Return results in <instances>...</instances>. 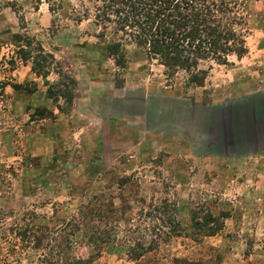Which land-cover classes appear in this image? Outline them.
I'll list each match as a JSON object with an SVG mask.
<instances>
[{
	"label": "rangeland",
	"instance_id": "1",
	"mask_svg": "<svg viewBox=\"0 0 264 264\" xmlns=\"http://www.w3.org/2000/svg\"><path fill=\"white\" fill-rule=\"evenodd\" d=\"M49 1L0 0V264H40L48 253L78 264H173L174 258L264 264V188L202 179L196 154L204 150L193 145L202 141L191 134L201 126L202 105L264 87V0H246L238 11L244 55L228 56L224 65L199 63L205 71L200 86L188 84L181 71L166 77L144 48L119 41V35L107 32L100 39L90 20L72 22L71 2L61 0L56 9ZM13 34L34 38L51 54L46 80L65 74L63 94L47 99L43 80L16 59ZM115 42L120 47L112 56L106 45ZM37 86L46 107L29 101ZM174 99L190 109L182 111L177 140L170 134ZM81 103L88 109L85 119L99 131L98 139H88L90 147L79 145L77 136L66 147L63 124L60 142L31 137L44 134L46 122L66 120L72 105L76 110ZM78 119L71 133L81 125ZM161 201L175 211L158 215L152 207ZM208 212L225 213L214 240L200 231L214 226ZM168 219L176 233L160 222ZM27 222L39 228L37 239L21 243L14 230Z\"/></svg>",
	"mask_w": 264,
	"mask_h": 264
},
{
	"label": "trees",
	"instance_id": "2",
	"mask_svg": "<svg viewBox=\"0 0 264 264\" xmlns=\"http://www.w3.org/2000/svg\"><path fill=\"white\" fill-rule=\"evenodd\" d=\"M65 1L72 3L68 12L72 22L78 24L90 20L98 29L100 39H104L105 34L110 32L113 36L119 35V41H130L144 48L147 58L164 68L166 77L181 71L188 74L187 83L194 86H200L205 77V71L198 69L199 63L211 61L214 64L224 65L227 64L228 56L234 55L240 58L246 52L239 26L242 14L238 12L246 0ZM60 2L61 0H50L48 3L51 7L60 9L62 7ZM12 39L16 59L23 64L29 63L32 74L43 80L47 86V99L52 101L53 97L59 96V93L63 94L61 89H66L65 74L58 72L54 83H48L46 80L51 65L54 64L51 54L45 53L41 45L32 37L13 34ZM119 47V42L106 45L112 56L118 52ZM12 87L14 90L21 88L16 84ZM33 91L34 88L29 93ZM56 109L62 113L61 108L56 106ZM152 210H156L158 215L160 212L167 215L170 211L173 213L175 207L173 204L161 201L159 206H153ZM223 214L225 213L216 216L210 212L206 214L208 222H213L214 226L207 227L204 231L200 230L204 233L203 237L215 236L222 230L223 222L219 220L225 217H222ZM206 217L204 220H207ZM160 222L172 226L170 232L176 233L175 224L171 225L172 220L168 219L166 222L160 220ZM74 224L67 225L70 229ZM93 228V225L89 226V230ZM38 229L27 222L23 227L15 229L14 233L22 240L21 243H25L27 237L37 239L34 233ZM52 249L53 247L50 246L47 252ZM43 257L40 264H78L76 260L58 258L57 253H51V256L48 253V257L44 254ZM173 264L202 263L186 258H174Z\"/></svg>",
	"mask_w": 264,
	"mask_h": 264
},
{
	"label": "crops",
	"instance_id": "3",
	"mask_svg": "<svg viewBox=\"0 0 264 264\" xmlns=\"http://www.w3.org/2000/svg\"><path fill=\"white\" fill-rule=\"evenodd\" d=\"M242 94L240 93V95ZM29 101L34 107H46L48 104L44 91L39 86H37L35 92L31 93ZM173 101L175 109L169 110V113L175 115L176 120L174 122L177 126L175 125L173 133L170 134L177 140L179 139L178 136L182 137L184 128L182 122H184L185 117L181 118L180 116L183 112L188 113L190 109L188 104L179 103L180 100L174 99ZM75 106L76 104H73L68 113L69 115L66 114V120H62L65 116H59L55 122H46L44 134L31 137L39 138L45 135L46 140L52 144L56 141L60 142L64 136L60 129L63 124L66 125V130H64V133H66V147L73 142L76 136L79 145L84 143V146L89 144L88 139H98L99 131L97 127L89 124L91 122L88 121L89 119H85L87 118L88 109L86 107L82 109V103L77 105L76 110ZM202 106L199 109L201 111V126L191 130V134L202 141L201 144L193 145L204 150V152L200 151L196 154V157L201 159L199 166H196L198 169L197 174H200L203 177L202 179L209 182L227 183L228 180L232 182L234 179L235 183L250 184L251 187L255 186L256 189H263L264 87L257 88L235 100ZM162 112L166 114L167 108ZM74 113H77L81 125L77 127V132L75 129L71 133L72 126L76 124L77 119ZM81 118L83 120H80ZM107 123V128L113 129L110 126L111 122ZM88 135L93 138L88 137ZM112 142L113 140L109 139V143ZM31 147H33V144H31ZM41 157L44 159V156ZM215 237H211V239L214 240Z\"/></svg>",
	"mask_w": 264,
	"mask_h": 264
}]
</instances>
